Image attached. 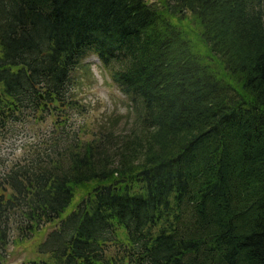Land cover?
<instances>
[{
    "label": "trees",
    "instance_id": "trees-1",
    "mask_svg": "<svg viewBox=\"0 0 264 264\" xmlns=\"http://www.w3.org/2000/svg\"><path fill=\"white\" fill-rule=\"evenodd\" d=\"M85 54L127 136L67 123ZM44 115L52 139L0 175V260L54 224L22 264H264V0H0V135Z\"/></svg>",
    "mask_w": 264,
    "mask_h": 264
},
{
    "label": "rangeland",
    "instance_id": "rangeland-1",
    "mask_svg": "<svg viewBox=\"0 0 264 264\" xmlns=\"http://www.w3.org/2000/svg\"><path fill=\"white\" fill-rule=\"evenodd\" d=\"M151 5H158L160 0H146ZM109 70L102 68L92 54H85L79 66L71 73L70 96L74 99L79 109L69 111L68 124L71 128L80 129L79 136L82 141L96 138L103 130H111L116 137L128 135L129 129L134 124L135 110L117 86L109 78ZM55 125L53 118L44 115L40 120L24 121L12 125L0 135V175L13 164L29 161L33 154L44 149L42 141L52 139L51 134ZM42 143V144H41ZM67 144L64 142L60 148ZM42 147V148H39ZM55 154L49 158L55 159ZM44 160H37L43 163ZM65 162H68L67 160ZM79 199L76 192L71 206ZM57 228L54 224L45 225V229L14 243L20 235L16 230L9 234L10 240L2 252L0 264H22L25 262L47 261L49 253L43 249V242L47 234Z\"/></svg>",
    "mask_w": 264,
    "mask_h": 264
}]
</instances>
